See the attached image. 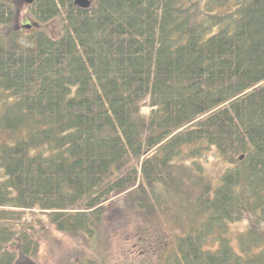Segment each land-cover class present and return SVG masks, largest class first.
I'll return each mask as SVG.
<instances>
[{
	"label": "trees",
	"instance_id": "16d2710c",
	"mask_svg": "<svg viewBox=\"0 0 264 264\" xmlns=\"http://www.w3.org/2000/svg\"><path fill=\"white\" fill-rule=\"evenodd\" d=\"M16 11L0 0V264L35 257L44 221L104 243L168 201L143 259L264 264V0H34L26 34Z\"/></svg>",
	"mask_w": 264,
	"mask_h": 264
},
{
	"label": "rangeland",
	"instance_id": "374dc122",
	"mask_svg": "<svg viewBox=\"0 0 264 264\" xmlns=\"http://www.w3.org/2000/svg\"><path fill=\"white\" fill-rule=\"evenodd\" d=\"M10 3H14L17 6L16 19L14 25L18 30H21L24 34L27 31L33 30L34 27L26 28L25 24L30 23V20L26 18L28 7L24 0H8ZM52 30L55 28L53 25L48 26ZM142 112L148 114V107H143ZM205 170L212 174L214 179L217 174L225 170L226 163L221 158L213 155L212 152L208 154L207 159L204 161ZM170 210H167L163 203V211L158 212L155 217L144 223L141 217L137 216L133 220H129L124 226L108 231L107 237H104V243L96 241L80 242V238H72L67 234L57 233L49 227L47 221H44V235L42 237V243L39 246L38 253L33 258L28 260H22V264H66V259L77 255L82 258H93L97 264H158L155 255L152 252L146 253L150 255V258L143 259V251L137 244L138 239V225L147 224L149 231H153V240L151 243V249H156L155 241L162 239L160 231L166 228L170 229L173 225L171 223L172 211H175L176 206L167 202ZM34 210V214L31 212L26 214V218L30 219L33 216H37L41 219H45V214H40ZM170 216V217H169ZM170 219V220H169ZM246 221L237 222L232 226V229L239 231L244 230ZM43 227V228H44ZM174 228V227H172ZM171 228V229H172ZM165 234V233H164ZM170 237L167 236L169 242ZM149 249L150 247L147 246ZM65 262V263H64Z\"/></svg>",
	"mask_w": 264,
	"mask_h": 264
},
{
	"label": "water",
	"instance_id": "95a60500",
	"mask_svg": "<svg viewBox=\"0 0 264 264\" xmlns=\"http://www.w3.org/2000/svg\"><path fill=\"white\" fill-rule=\"evenodd\" d=\"M27 4H31L34 0H24ZM74 3L81 7V8H87L90 5V0H74ZM26 28L30 27V24L25 25Z\"/></svg>",
	"mask_w": 264,
	"mask_h": 264
}]
</instances>
